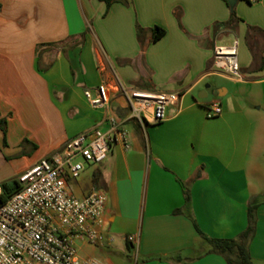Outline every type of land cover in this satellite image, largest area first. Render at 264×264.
Masks as SVG:
<instances>
[{
	"label": "crops",
	"instance_id": "crops-1",
	"mask_svg": "<svg viewBox=\"0 0 264 264\" xmlns=\"http://www.w3.org/2000/svg\"><path fill=\"white\" fill-rule=\"evenodd\" d=\"M156 26L166 33L153 41ZM233 44L243 79L214 66L216 46ZM104 82L180 98L165 120L142 124L121 93L107 108L90 104L85 89ZM214 102L223 112L209 117ZM0 114V184L76 135L108 129L107 115L127 128L129 147L118 139L103 162L69 181L77 196L94 187L108 196L99 229L113 240L84 245L86 255L110 264H229L199 229L237 237L253 201L250 252L264 264V0H0Z\"/></svg>",
	"mask_w": 264,
	"mask_h": 264
},
{
	"label": "built area",
	"instance_id": "built-area-1",
	"mask_svg": "<svg viewBox=\"0 0 264 264\" xmlns=\"http://www.w3.org/2000/svg\"><path fill=\"white\" fill-rule=\"evenodd\" d=\"M255 2L257 0H250ZM215 69L243 79L237 44L217 45ZM95 108H107L116 93L124 95L142 124L166 119L167 109L180 98L177 91L145 90L100 83L84 91ZM223 107L214 102L209 117L220 115ZM109 128L86 130L65 143L63 148L41 158L18 176L20 187L2 200L0 184V264H110L97 256L82 255L84 245H107L112 238L100 231L107 192L94 187L84 196L75 195L69 181L77 179L87 165L99 164L109 155L113 143L122 139L127 147L128 130L113 115ZM134 241L135 237L129 236Z\"/></svg>",
	"mask_w": 264,
	"mask_h": 264
},
{
	"label": "trees",
	"instance_id": "trees-1",
	"mask_svg": "<svg viewBox=\"0 0 264 264\" xmlns=\"http://www.w3.org/2000/svg\"><path fill=\"white\" fill-rule=\"evenodd\" d=\"M104 1L107 6L112 5L114 2L119 0H101ZM236 19V13L234 7H232L231 21ZM229 21V23L231 22ZM139 38L142 37L144 29L138 26ZM153 36L152 40L156 41L162 38L166 30L163 27L156 26L152 29ZM0 129L5 133L7 132V120L1 117L0 114ZM99 174L95 173L94 180L98 182ZM4 190L2 200H5L10 194L20 187V182L17 178H14L11 182H4L1 184ZM186 200H190V195L186 191ZM259 203L250 201L248 207V225L247 228L241 232L237 237L233 238H214L206 235L201 229L199 232L205 237L213 246V251L221 253L227 259L229 264H253L252 256L250 252V242L253 239L256 231L257 224V209Z\"/></svg>",
	"mask_w": 264,
	"mask_h": 264
},
{
	"label": "rangeland",
	"instance_id": "rangeland-1",
	"mask_svg": "<svg viewBox=\"0 0 264 264\" xmlns=\"http://www.w3.org/2000/svg\"><path fill=\"white\" fill-rule=\"evenodd\" d=\"M210 83H212V87L211 88H206V92L209 93V98H212L213 95H214L213 93H214V89L216 88V86H215L214 82L210 81ZM81 253H82V255H86L87 254L85 248H82Z\"/></svg>",
	"mask_w": 264,
	"mask_h": 264
},
{
	"label": "water",
	"instance_id": "water-1",
	"mask_svg": "<svg viewBox=\"0 0 264 264\" xmlns=\"http://www.w3.org/2000/svg\"><path fill=\"white\" fill-rule=\"evenodd\" d=\"M229 1H230L231 5H234L235 2H236V0H229ZM205 94H206V93H205Z\"/></svg>",
	"mask_w": 264,
	"mask_h": 264
}]
</instances>
